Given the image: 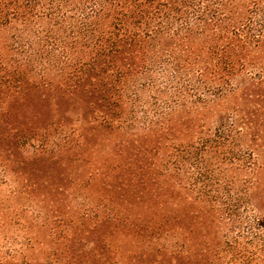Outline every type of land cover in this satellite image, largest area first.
<instances>
[{
  "label": "rangeland",
  "instance_id": "374dc122",
  "mask_svg": "<svg viewBox=\"0 0 264 264\" xmlns=\"http://www.w3.org/2000/svg\"><path fill=\"white\" fill-rule=\"evenodd\" d=\"M10 2L0 0V264H227V243L244 244L239 235L248 220L263 218L264 200L250 189L249 163L217 149L214 137L206 146L193 138L194 146L182 147V133L213 129L221 107L191 102L186 92L183 110L198 112L199 121L175 134L172 123L182 111L171 104L176 111L165 126L173 127L143 138L139 108L155 92L141 90L137 118L127 116L126 129L110 130L87 87L74 90L55 59L27 45L26 67L39 75L16 92L12 70L23 56L14 47L27 33L8 15ZM160 88L159 104L176 98L172 88ZM144 140L150 152L142 159ZM181 143L183 162L164 173L168 153ZM237 203L233 222L227 215Z\"/></svg>",
  "mask_w": 264,
  "mask_h": 264
},
{
  "label": "trees",
  "instance_id": "16d2710c",
  "mask_svg": "<svg viewBox=\"0 0 264 264\" xmlns=\"http://www.w3.org/2000/svg\"><path fill=\"white\" fill-rule=\"evenodd\" d=\"M10 5L8 15L27 33L14 47L23 56L12 70L15 91L39 75L26 67L32 62V52L23 50L27 45L36 56L55 59L61 74L68 72V85L73 79L74 90L87 87L110 130L126 129L127 116L137 118L141 90L155 92L149 95L153 101L144 100L139 108L143 138L173 126L175 134L182 133L199 121L198 112L183 110L186 104L180 99L186 92L194 96L191 102L220 106L213 129L196 131L197 136L182 133L186 146H173L164 173L183 162L178 146H194L188 143L193 138L206 146L214 137L217 149L236 152L238 161L249 163L246 168L254 177L250 189L264 200V182L258 178L262 151L258 154L255 146L264 141V0H11ZM238 77L244 80L239 83ZM192 79L193 84L185 83ZM160 87L172 88L176 98L159 104ZM171 104L182 112L166 127L176 111ZM143 142L146 146L138 148L142 159L150 152V140ZM238 207L229 209V220L234 222ZM245 233L239 235L243 245L235 239L227 243L232 257L226 263L264 264V216L248 220Z\"/></svg>",
  "mask_w": 264,
  "mask_h": 264
}]
</instances>
